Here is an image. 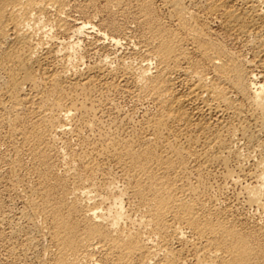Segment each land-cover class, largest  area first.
<instances>
[{"label": "bare ground", "instance_id": "1", "mask_svg": "<svg viewBox=\"0 0 264 264\" xmlns=\"http://www.w3.org/2000/svg\"><path fill=\"white\" fill-rule=\"evenodd\" d=\"M0 193L2 264H264V0H0Z\"/></svg>", "mask_w": 264, "mask_h": 264}, {"label": "rangeland", "instance_id": "2", "mask_svg": "<svg viewBox=\"0 0 264 264\" xmlns=\"http://www.w3.org/2000/svg\"><path fill=\"white\" fill-rule=\"evenodd\" d=\"M100 5V6H99ZM98 6H99V8H98ZM97 7V8H96ZM101 7V8H100ZM94 8V9H93ZM93 8H88V9H81V8H77L78 10L80 9V11H78L76 8H72V9H74V10H72L71 9V11H70V13H71V15L73 16V17H75L76 19H79V18H86V19H92V21H94L95 22V24L96 25H99V20H101L102 18L104 19L105 17V19L104 20H107V21H111L110 19H108L109 18V15L107 14V13H105L103 10H104V5H103V3H97V5H95ZM90 9V10H89ZM96 9H98L97 10V13H95L96 12ZM102 9V10H101ZM81 10H83V12L81 11ZM101 10V11H100ZM85 11V12H84ZM88 12V13H87ZM81 14V15H80ZM86 14V15H85ZM92 14H94V15H92ZM100 14V15H99ZM102 14V15H101ZM106 14V15H105ZM88 15V16H87ZM95 15H96V17H99V18H96L95 17ZM99 15V16H98ZM83 16V17H82ZM85 16H87V17H85ZM93 16V17H92ZM102 16V17H101ZM90 17V18H89ZM101 17V18H100ZM95 18V19H94ZM111 18V17H110ZM121 22H120V21ZM117 21H118V23L119 24H121L122 23V20H121V18H119V19H117ZM132 27H134V26H132ZM64 35H60L59 37L61 38V40H63V42L65 43V42H67V43H76V42H78V41H80L79 40V38L78 37H73L72 35L71 36H64ZM68 37V38H67ZM71 37V38H70ZM73 37V38H72ZM69 39V40H68ZM87 39V40H86ZM90 38H82L81 39V41L79 42V44H80V49L78 50V52H79V54H76V56H78V57H80V53L82 54L81 56H85V54H83V52L87 49L86 47H88V45H89V42H90V40H89ZM71 40V41H70ZM73 40V41H72ZM76 40V41H75ZM83 40V41H82ZM87 42H86V41ZM89 40V41H88ZM83 42V43H82ZM82 43V44H81ZM83 45H86V46H84L83 47ZM83 47V49H82V47ZM85 48V49H84ZM82 49V50H81ZM85 53V52H84ZM91 60V58H89V57H87L86 59H85V61H84V64H82L81 65V68L83 67V69H85L86 68V66L90 63V62H93V61H95V60ZM97 59V58H96ZM88 60V61H87ZM88 63V64H87ZM122 98V99H121ZM120 98V105H121V107H122V109L124 110V112H126V113H130V111L132 112V110L134 109V105H133V103L128 99V98H126V97H121ZM125 100V101H124ZM137 117L139 118V116L137 115L136 116V119H137ZM230 188H228V192H230L229 193V196L231 195L232 197H234V194H235V196L236 195H240V191H241V187L239 186V187H235L234 188V186H229ZM234 190V191H233ZM233 191V192H232ZM236 192H240L239 194L238 193H236ZM234 193V194H233ZM3 194V195H2ZM0 193V195L1 196H3V197H1L0 196V203L2 204V206H4L3 207V209H7V208H5V207H8V208H13V204H14V202H11V196H10V194L9 193ZM9 194V195H8ZM6 196H7V198H6ZM10 196V197H9ZM230 196V197H231ZM5 197V198H4ZM11 198V199H10ZM235 198V197H234ZM5 199V200H4ZM8 199H9V201H8ZM12 201H13V199H12ZM11 202V203H10ZM8 203V204H7ZM10 206V207H9ZM257 208H255V210L254 209H252V210H250L248 207H246V212L248 211H250L249 212V216H252V214H253V216H254V218L256 219V218H258L260 215L261 216H263L264 214V211H259L258 212V214L257 213H255L256 211H258V209L256 210ZM253 213H252V212ZM247 212V213H248ZM259 213H260V215H259ZM0 252H1V249H0ZM0 254H2V252L0 253ZM1 257H2V255H0V264H2V260H1Z\"/></svg>", "mask_w": 264, "mask_h": 264}]
</instances>
